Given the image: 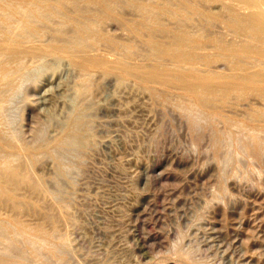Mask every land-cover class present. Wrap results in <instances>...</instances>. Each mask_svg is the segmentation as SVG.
Instances as JSON below:
<instances>
[{
	"label": "rangeland",
	"instance_id": "obj_1",
	"mask_svg": "<svg viewBox=\"0 0 264 264\" xmlns=\"http://www.w3.org/2000/svg\"><path fill=\"white\" fill-rule=\"evenodd\" d=\"M129 14L130 10L127 17ZM109 21L104 25L108 34L128 39L125 27ZM99 48L113 56L103 46L104 51ZM45 61L41 68L30 71L32 77L25 78L21 90L6 103L8 107L5 104L13 126L9 130H18L27 144L38 140L34 133L39 128L46 130L41 139L58 134L55 122L44 125L46 111L40 96L55 98L56 109L61 103L57 112L66 108V99L59 97L61 91L54 85L62 84L64 73L72 79L77 76L68 62H60L63 64L54 69L49 67L54 65L52 61ZM213 63L211 69L229 71L225 62ZM95 76L88 100L95 103H88L92 106L86 111L89 116L84 127L91 132L90 143L76 156L69 155V172L62 180L64 202L73 217L62 233L69 237L67 248L73 251L69 254L76 263L65 254L69 258L64 255L66 261L60 264H264V132L252 137L251 132L236 130L219 118L189 112L172 98L155 99L146 87L130 79L120 81L116 74ZM256 98L232 99L222 113L240 118L243 111L262 103ZM1 118L0 127L5 129ZM222 131L228 132L224 135ZM73 157L75 162L70 163ZM36 163L35 172L51 181L55 164L50 157L39 155ZM52 240L40 247L42 251L22 246L29 256L24 263L58 262L59 255L52 248L57 240Z\"/></svg>",
	"mask_w": 264,
	"mask_h": 264
},
{
	"label": "bare ground",
	"instance_id": "obj_2",
	"mask_svg": "<svg viewBox=\"0 0 264 264\" xmlns=\"http://www.w3.org/2000/svg\"><path fill=\"white\" fill-rule=\"evenodd\" d=\"M126 10L132 13L129 17ZM111 19L125 27L128 39L105 31L104 25ZM100 46L113 56L99 51ZM45 59L54 64L50 68L68 62L77 76L72 79L64 73L62 84L54 85L61 91L59 97L66 99V108L57 112L61 103L56 109L55 98L40 96L46 111L44 125L55 122L58 134L41 139L46 130L39 128L34 133L38 140L27 144L18 130H9L12 120L5 104L23 87L25 78L29 80L30 71L47 63ZM36 60L45 62L33 66ZM218 61L225 62L229 71L211 69ZM97 74L130 79L146 87L155 99L172 98L189 112L219 118L236 130L258 136L264 132V0H0V117L5 125V129L0 127V264L26 263L29 256L22 246L37 252L52 239L57 240L52 248L59 255L55 264L68 255L73 259L69 237L62 233L73 220L64 202L62 180L69 172V155L76 156L90 143L91 132L84 127L86 111L92 106L88 103L94 102L88 100ZM249 95L262 103L247 112L242 110L240 118L222 113V107L232 99ZM61 112L64 119L58 117ZM39 155L49 156L55 164L51 181L34 170Z\"/></svg>",
	"mask_w": 264,
	"mask_h": 264
}]
</instances>
